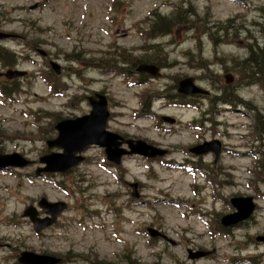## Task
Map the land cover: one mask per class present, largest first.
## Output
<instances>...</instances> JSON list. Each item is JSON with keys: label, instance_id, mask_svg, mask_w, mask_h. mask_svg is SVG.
<instances>
[{"label": "rangeland", "instance_id": "374dc122", "mask_svg": "<svg viewBox=\"0 0 264 264\" xmlns=\"http://www.w3.org/2000/svg\"><path fill=\"white\" fill-rule=\"evenodd\" d=\"M154 14L172 26L154 30ZM0 30L13 35L1 42L16 54L13 68L26 71L0 76V154L35 161L0 169V264H19L24 250L62 256V264H264V242L255 240L264 235V132L238 101L264 115V58L241 62L251 50L262 55L264 0H0ZM158 59L159 77L139 84L130 75L131 64ZM6 68L0 64V72ZM186 76L234 102L210 114L214 122L199 123L207 100L171 103ZM94 91L108 100L109 130L168 152L153 160L129 155L110 166L102 149L89 146L70 172L35 175L55 121L87 113L85 97ZM211 139L221 144L216 157L188 152ZM240 195L253 198V222L218 234L212 224ZM41 197L67 207L36 232L22 213ZM188 248L214 251L189 260Z\"/></svg>", "mask_w": 264, "mask_h": 264}, {"label": "water", "instance_id": "95a60500", "mask_svg": "<svg viewBox=\"0 0 264 264\" xmlns=\"http://www.w3.org/2000/svg\"><path fill=\"white\" fill-rule=\"evenodd\" d=\"M4 34L0 33V38ZM140 70H145L151 74H157V67L153 65H142ZM18 73H8L9 76ZM231 81V76L227 75L226 82ZM179 90L183 93L200 92L201 89L196 87L191 78H185L179 82ZM88 100L92 106V109L88 115H83L74 119H64L56 124L58 135L55 139L47 141L48 147H61L62 152H52L40 157L39 161L45 163L44 167L38 168L36 173L39 172H54V171H67L75 164H77L82 157L76 155L80 153L85 147L90 144H96L104 146L108 158L111 160H117L118 157L125 153H138L146 155L147 157H153L164 153L163 150L157 149L151 145H148L142 140H122L117 141L119 136L109 131H105V123L108 117V111L106 107V99L103 95L94 94L88 97ZM166 120L173 122L172 119L166 118ZM125 141L130 147V151L123 149H117L118 146ZM213 143H216V147H213ZM208 150H213L215 153L219 151V142H204L201 145L192 149L195 153H202ZM30 163L17 153L0 155V166H23ZM233 205L237 211L223 216V223L226 225H233L240 220L247 218L252 209L253 204L251 198H232ZM40 207L45 208L46 212L51 215V218H38L37 211L33 206H28L23 215L29 216L35 226V230L38 231L41 228L51 224L58 213L64 208L65 204L62 202L48 203L45 198H41L38 201ZM206 252H190L189 257L195 258L205 255ZM18 261L23 264H57L60 259L51 255L37 254L31 251H23L18 257Z\"/></svg>", "mask_w": 264, "mask_h": 264}, {"label": "trees", "instance_id": "16d2710c", "mask_svg": "<svg viewBox=\"0 0 264 264\" xmlns=\"http://www.w3.org/2000/svg\"><path fill=\"white\" fill-rule=\"evenodd\" d=\"M167 19H170V18H166V16H161L160 14H156V15L154 14V17H153V20H152V22L154 23V30H160L161 28H164V31L168 30L170 25L172 26L173 20L170 19V22H168ZM224 33H226V31H224ZM257 49L260 50V47L257 46ZM260 51L262 52L261 56L258 54V52L256 50H251L249 56L245 60H243L241 62L244 65H246V61L249 60L251 62V66L255 65L254 63L257 62L258 58H262V57L264 58V49L260 50ZM4 54H6L4 48L3 49L0 48V60H2ZM121 55L125 56V53L122 52ZM158 61H160V59H158ZM261 64H262V62L259 65H261ZM133 65H135V64H133ZM259 65H258V67H259L258 71H261L262 68H260V67H262V66H259ZM252 69H254V68H252ZM141 76H143V75H141ZM252 76L254 78L261 77V74H259V75H254L253 74ZM230 99H231L230 95H228V96H226V95L225 96H221V95L213 96V97L210 98V104H211L210 107L211 108H215L216 104L219 101H221V100L229 101ZM249 106H251V105L249 104ZM251 107H253V106H251ZM253 111H254L253 113H254L255 119L258 122L256 127H258L259 133H263L264 132V115L261 114L257 109H255ZM204 113L205 112H203V114ZM263 167H264V164H263ZM133 262L131 264H134ZM100 264H102V262H100ZM106 264H110V263L106 262Z\"/></svg>", "mask_w": 264, "mask_h": 264}]
</instances>
